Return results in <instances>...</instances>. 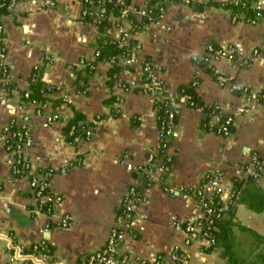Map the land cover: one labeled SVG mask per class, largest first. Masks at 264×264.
<instances>
[{
  "label": "crops",
  "instance_id": "1",
  "mask_svg": "<svg viewBox=\"0 0 264 264\" xmlns=\"http://www.w3.org/2000/svg\"><path fill=\"white\" fill-rule=\"evenodd\" d=\"M126 1L131 9H137L152 0ZM189 1L221 4L231 0ZM259 1L264 9V0ZM53 2V6L44 7L40 0L20 1L0 16L3 61L15 87L8 92L0 79V132L12 119L29 115L31 141L26 155L37 166L55 172L51 191L61 196L52 216L38 212L27 179L11 175L14 159L0 141V264H22L11 262L9 240L2 235L5 233L11 234L12 241L23 250L39 243L50 247V258L43 264H80L88 253L105 244L130 186L141 194L127 238L133 256L152 260L179 247L185 254L181 264H226L218 247L205 251L196 244L185 245L183 232L173 223L200 215L196 201L183 196L181 190L197 188L207 173L216 174L224 186H229L232 178L246 176L243 166L253 153L264 158V102L248 104L231 89L232 83L255 91L264 88V21H233L231 11L221 6L199 10L165 0L166 9L160 19L128 39L139 45V59L131 65L119 63L122 70L111 81L108 60L96 62L88 76L80 70V62L96 60V42L105 41L99 26L82 17L83 0ZM119 23L116 37L130 32L127 19ZM209 44L234 48L235 60L221 58L205 68L197 66L193 56ZM145 59L175 92L197 77L194 92L199 100L217 104L224 115L233 117L229 136L207 131L201 125L202 111L176 96V134L165 151L170 161L150 178L140 168L147 166L150 153L158 152L159 130L155 100L140 88ZM36 67L41 68L43 82L60 89L52 94L62 99L58 105L60 119L48 127L42 126L45 116H36L32 106L20 98ZM219 76L229 77L230 81L221 85ZM85 84L86 93L76 91L78 85ZM111 97L115 99L109 101ZM51 107L48 104L45 114L51 112ZM74 110L93 126L89 139L79 137L73 144L66 139L63 127ZM96 117L101 119L94 121ZM65 162L73 166L60 173ZM168 188L179 193L170 194ZM64 214L72 221L68 228L59 226ZM234 216L246 228L243 232L251 230L264 237V213L238 204Z\"/></svg>",
  "mask_w": 264,
  "mask_h": 264
},
{
  "label": "built area",
  "instance_id": "2",
  "mask_svg": "<svg viewBox=\"0 0 264 264\" xmlns=\"http://www.w3.org/2000/svg\"><path fill=\"white\" fill-rule=\"evenodd\" d=\"M2 0H0V6ZM6 1V0H3ZM8 8L12 7L17 2H22L26 0H7ZM44 7H51L54 5L53 0H40ZM174 2H179L182 4H188L189 0H174ZM107 5L117 6L119 12L122 16H114L112 14L107 13ZM158 3L151 4V1L147 3L145 6L131 9L126 0H83V8H82V17L93 20L97 25L104 19H108L112 23L103 31V37L106 42H117L119 46L127 47L129 42L128 39L131 34H135L130 32H122V34L118 37L114 36V33L119 30L120 23L123 19L126 20V16L128 14L137 17L140 19L149 17L152 8L157 6ZM254 7L256 9H260L261 4L259 0L254 2ZM238 19L244 20L247 23L255 24L257 21L255 20H245L240 15L232 14V20L236 21ZM264 21V19H263ZM157 22V21H156ZM155 23V22H154ZM3 33L2 25L0 22V34ZM2 44V51L5 52L4 47V37L0 39ZM139 45L134 42V44L130 48H126L125 53H121L111 57L108 61L112 64L123 63L127 65H131L139 59ZM5 54L0 53V62L3 65H7L4 63ZM99 56V51L95 50L94 57L97 58ZM224 58L230 62L235 60V51L234 48L227 47H219L215 45H207L205 50L201 54H195L193 56V61L197 66L200 67V64L204 66H209L212 60H218ZM80 67L84 65V62H80ZM142 83H141V91L145 94L152 96L160 101L169 100L171 109L167 115V123L166 126L161 127L159 130V139L163 138L164 143L162 147L166 151L168 144L172 137L175 136V126L176 123L174 119L177 118L179 114V110L176 104V94L177 92L169 89L163 81L157 76L156 70L151 63V61L145 59L142 62ZM1 81L5 82V79H1ZM229 82V77H218V82L222 85L224 82ZM198 83L197 77H195L191 85L196 86ZM232 90H240L241 96L245 98V101L248 104L251 103H260L264 102V88L258 91L251 90L249 88L238 86L235 83L231 84ZM60 91L59 88L56 87V92ZM28 96V91L24 93V97ZM188 101V96H182ZM23 103H26L34 109V114L36 116H45L44 121L42 122V126L48 127L53 123L59 121V107H51V112L45 114L46 109L48 108V103H41L36 101H25L22 100ZM25 104V105H26ZM29 119V115L25 113L20 120L12 119L9 124L0 132V141L3 142L5 150L12 154L13 163L11 168V175L17 178H25L28 181V188L32 193L34 199L36 200L35 209L42 214L47 216H52L55 212L57 205L61 201V196L53 193L51 191V177L55 172L52 169H43L36 165L37 162L35 160H31L26 155V149L30 145V128L27 125ZM215 121V122H214ZM219 118L218 116H213L211 118V123L218 124ZM233 125V117L230 115H225V119L223 123L218 124L216 132L222 136H229L231 132V128ZM74 131V127H70L69 134L71 135ZM92 134L91 127L86 128L85 138L89 139ZM158 153V152H157ZM156 153V154H157ZM156 154L150 153L146 158V167L140 168V172L150 178L152 175L162 171L165 167V162H169L170 158L166 156L163 160L161 158L156 157ZM256 154H252L250 161L247 165L243 166V171L246 175L254 174L256 175ZM73 166L72 162H65L63 166L59 168L60 173H64L69 170ZM205 180V182H204ZM201 188L198 189L201 199L212 200L213 196H218L220 198V208L219 210H224L227 206V202L229 198L235 196L232 185L224 186L219 177L214 173H207L201 180ZM168 193L174 194L179 193L178 190L174 188H168ZM210 190L209 195H206V192ZM180 193L183 196L191 197L185 192V190H181ZM139 193L134 186L128 187L126 193L124 194L121 204L120 210L117 214L113 225L110 229L108 238L105 244L93 251L88 253L83 261L80 264H181L185 260V254L183 251L179 249V247H173L167 254L156 255L152 260H146L143 258H136L131 254L128 249V234L130 233V226L132 220V212L136 206V204L140 201ZM194 199V198H193ZM195 200V199H194ZM196 201V200H195ZM200 208V215L197 218H193L191 220L185 222H174L173 227L176 229H180L184 234V243L185 245H193L196 244L200 248H207L213 244V239L211 237L210 229L212 226L211 216L217 214L216 209L211 206H202V202L198 203ZM211 203V202H210ZM72 224L71 218L64 214L60 217L59 226L63 228H68ZM3 237L9 240L8 249L11 252V262H20L22 264H43L46 260L50 258V249L46 244L39 243L30 246L28 249L23 250L18 245H16L12 241V236L9 233L2 234ZM48 264H57L55 262H49Z\"/></svg>",
  "mask_w": 264,
  "mask_h": 264
},
{
  "label": "trees",
  "instance_id": "3",
  "mask_svg": "<svg viewBox=\"0 0 264 264\" xmlns=\"http://www.w3.org/2000/svg\"><path fill=\"white\" fill-rule=\"evenodd\" d=\"M174 1V0H171ZM256 0H231L224 3H216V2H205V3H192L188 2L187 5L202 10L208 6H221L225 9H229L231 14L240 15L245 20H255L257 23L262 22L264 19V9H256L254 7V2ZM158 3L157 6L152 8L149 17L142 18L137 20L134 16L128 14L126 19L129 21L130 24V31L131 33L139 32L143 30L146 26L151 23H154L160 19L163 12L166 9L165 0H152L151 4ZM2 5L0 6V16L5 15L8 13V1H1ZM107 13L112 14L114 16H122L119 12L117 6H110L107 5ZM110 21L108 19H104L98 25L100 30L103 32L106 27L110 25ZM4 37V34H0V39ZM134 44V41H130L128 46H119L117 42H106L99 39L96 42L95 49L99 51V56L93 62H84V65L81 67V71H84L86 76L93 73L94 67L96 66V62L99 61H106L109 60L111 57L123 54L126 51V48H130ZM0 53L5 54L4 50L2 51V44L0 42ZM202 68H205L203 64H200ZM122 70V67L118 65V63L114 62L111 64V68L109 70V77L112 81L115 79L116 75L119 71ZM209 70V69H208ZM40 67L33 68L30 74V79L28 81V96L24 97L23 91H20V98L21 100L25 101H36L41 103H48L52 107L58 106L62 99L61 98H54L52 94L56 91V87L51 86L43 82L40 78ZM78 74V78H80V72ZM210 72V70H209ZM85 76V77H86ZM9 67L7 65H3L0 62V79H5V82H2V87L7 90L8 92H12L15 87L12 82L9 81ZM83 79V78H82ZM85 80V79H83ZM87 86L85 85H78L76 87L77 92L86 93ZM177 96H188V105L194 108H198L202 111L203 116L201 120V125L203 129L207 131H215L217 130L218 124L223 123L225 119V115L221 112L220 108L217 104H204L199 98L196 96L194 92V86L190 84L182 85L178 87ZM234 93L237 95H241L240 90H233ZM115 98L111 97L109 101H113ZM154 110L157 116V126L158 129L161 127L166 126L167 123V115L170 107V101L164 100L160 101L154 98ZM118 115V114H115ZM213 116H218L219 122L218 124L211 123V118ZM84 115L81 114L79 111H73V117L70 121L63 127V132L66 139L71 142L75 143L76 138H85V131L86 128L93 126V122H84ZM101 119V117H96L94 121ZM177 118L174 119L176 123ZM80 122V124H78ZM74 127L73 133L70 135L69 130L70 127ZM164 143L163 138L159 139V150L156 154V157L165 159L166 154L162 144ZM257 156L256 159V175L248 174L244 177L232 178L231 185L232 190L235 196L229 198L227 202V206L224 210H219L220 208V198L216 195L213 196L212 200L209 201L208 199H201L200 194L197 193L198 189L201 188L202 182L199 186L195 189H185V192L189 195H192L193 198L198 202H202V206L211 205L216 209L217 214L211 216L212 219V226L210 229L211 237L213 239V244L207 248H204L205 251H209L213 248H220L221 255L226 258V264H248L245 260L241 259L240 256L237 255L235 247H236V236L234 233V227H238L240 230H246V228L241 227L239 223L235 220V207L238 204L245 205L249 210L255 213H264V189L259 184V180L264 176V158H262L258 153H254ZM167 165V162L165 163ZM205 182V180H204ZM140 194L139 191H137ZM140 197V196H139ZM141 199V197H140ZM211 202V203H210ZM254 238L258 239L259 241L264 243V237L256 234L255 232L248 230ZM50 248V247H49ZM259 259L258 264H264V248L263 251L257 255Z\"/></svg>",
  "mask_w": 264,
  "mask_h": 264
},
{
  "label": "rangeland",
  "instance_id": "4",
  "mask_svg": "<svg viewBox=\"0 0 264 264\" xmlns=\"http://www.w3.org/2000/svg\"><path fill=\"white\" fill-rule=\"evenodd\" d=\"M259 184L264 189V176L263 180L259 181ZM234 233L236 236L235 250L237 255L248 264H258L259 259L257 255L263 251L264 243L254 238L249 231L243 232L238 227H234Z\"/></svg>",
  "mask_w": 264,
  "mask_h": 264
}]
</instances>
